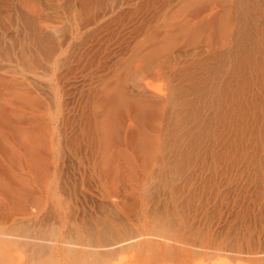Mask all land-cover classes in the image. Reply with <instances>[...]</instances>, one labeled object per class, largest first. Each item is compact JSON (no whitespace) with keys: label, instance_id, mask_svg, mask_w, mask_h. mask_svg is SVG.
<instances>
[{"label":"rangeland","instance_id":"obj_1","mask_svg":"<svg viewBox=\"0 0 264 264\" xmlns=\"http://www.w3.org/2000/svg\"><path fill=\"white\" fill-rule=\"evenodd\" d=\"M90 1L91 5L97 4L93 7L95 19L89 24L91 27L81 26L78 32L80 0H0V17L7 27L3 34L7 64L16 65L20 78L32 76L34 80L37 132L39 142L43 141L36 158L37 199L21 200L17 222L29 232L53 224L66 231L116 211V227L122 231L129 227L130 231L135 225L141 226L133 213L130 220L127 217L135 202L138 209L141 200L148 201L149 205L157 198L164 200L170 188L179 185L182 194L177 191V196L182 199L194 192L190 193V204L184 213L187 219L199 225L201 235L207 238L202 235L205 240L196 247L199 251L192 257L174 264H220L226 259L230 264H239L226 256L230 254L227 249L244 233L253 241L262 240L264 235V85L259 80L249 86L246 84V90L254 93L247 100L234 98L227 89L226 1ZM68 27L75 28L69 32ZM35 28L42 34L53 32L56 53L53 51L47 56L41 51L34 40ZM31 63H35L34 74L28 70ZM132 78L144 84L146 92L164 93L171 89L170 86L176 94L181 93L179 96L188 91L196 103L187 112L189 116L180 112L185 115L178 131L158 134L148 126L144 129L151 132L155 143L146 152L152 156L149 160L129 153L126 143L129 131L140 127L133 105L135 98L126 90L133 87ZM101 83L106 84L108 90L104 91ZM119 83L132 102L118 116L123 126L122 137L126 135L120 142L123 146L112 144L109 152L112 150L117 155L124 148L125 156L118 154L117 160L108 165L110 154L97 151L95 140L93 145L79 138L82 136L78 124L84 125L87 110L89 112L95 103L100 104L104 96L117 92L114 90L121 88ZM113 86L117 89L112 92ZM90 94L96 97L93 99ZM145 97L150 99L151 95L146 93ZM223 108L226 109L221 111ZM189 140L197 144L195 152L198 154L193 153L196 155L190 168L181 162L184 160L181 156L188 155L187 147H181L179 152L183 154L178 152L176 155L180 156L176 161L167 158L169 149L164 141L172 145L176 141L187 143ZM84 146L89 149L85 150ZM100 155H104L103 160H99ZM158 158H162L161 161ZM169 166L171 168L167 169ZM168 170L176 172L177 184L163 183L164 176L173 173ZM193 171L196 177H192L195 176ZM185 182L194 186L188 187ZM149 196L151 203L146 200ZM144 218L150 228L149 219ZM20 248L16 250L22 256L17 252V258L27 259L29 251ZM123 255L126 254H120L112 264H119V257ZM33 261L30 264H39Z\"/></svg>","mask_w":264,"mask_h":264},{"label":"bare ground","instance_id":"obj_2","mask_svg":"<svg viewBox=\"0 0 264 264\" xmlns=\"http://www.w3.org/2000/svg\"><path fill=\"white\" fill-rule=\"evenodd\" d=\"M80 1L82 2V8L80 9L81 13L77 12L80 14L79 17L81 20L80 24H78L79 27L78 25L76 26L74 23H71L76 26V31L78 32L82 30L80 28L81 26L82 28L86 26L88 27V25L94 21L96 15L93 7L97 5H91L90 0ZM185 1L198 3L200 0L198 2H195V0ZM225 1L227 4L226 18L228 25L226 51L229 61L227 89L231 91L230 93L233 95H230L234 96V98H246L247 100L253 97L254 93L253 91L246 90V84L249 86L248 84L253 83L255 80H259V82L264 85V0ZM101 13H103V11ZM99 16L97 17L99 18ZM69 21L71 20L69 19ZM68 26H70V24ZM99 27L101 28V26H98V28ZM6 28L3 19L0 17V264H30L33 260V262H36L35 260H37L39 264H112V261L120 254L126 255L119 257V264H174L180 260L192 257L193 253L199 251L196 247L201 246L205 239L202 237L203 234L201 235L202 231H199V225L197 226L195 222L187 219L188 216L184 213V210L186 207H189L190 204V193L192 195L194 192L187 191L190 193L186 194L187 196L183 199L177 196L179 185H173L176 181L175 179L178 178L176 172H173L174 170H170L173 173L164 176L163 183L166 185L172 184L174 186H172L173 189L170 188L169 196L166 199L161 200V198H157L156 201L151 203L149 196L146 200H149L151 205H149L148 201L144 202L141 200L138 204V209L135 208V205L137 204V202H135L136 204H133L134 208H130L132 212L129 211L127 213L125 211L128 214V220H130L131 213H133L141 224V226L135 225V228L130 231L128 230V225V228L124 231L116 227V211H111L110 213L105 214L102 218H100V216L98 220L95 218L96 221L94 220L93 223H85L80 227L75 226L68 228L66 231L62 228H58L55 224L45 228L40 227L33 232L25 231V227H20L17 222L19 218L17 212L21 200L28 198L34 200L37 194L35 175L37 170L36 158L39 156V147H41L40 143L43 141L39 142L38 136L40 135L38 133L39 131L37 132L38 119H36L34 80L32 76V79H25V77L20 78L18 76L19 69L15 67L16 65L12 66L11 64H7L8 55L6 54V47L4 46L3 39V34L5 33ZM74 28L70 27V29ZM94 29L96 28L94 27ZM73 32L75 33V31ZM52 33L45 32V34H42L38 32L36 28L33 32L36 44L42 49V52L45 51L44 53H46L47 56H50L53 51L56 53L55 50L58 49L55 47V41L53 42L54 38ZM56 33H58V31L55 32V35ZM90 33H92V31ZM75 34L79 35L77 32ZM155 61H157V59ZM34 64L31 63L28 66V70L32 74H34ZM131 82L133 87H130L131 89L127 87L130 90H126L127 92H130L133 98H135L133 105L135 113L140 119V127L129 131V138L128 141L126 140V143H128L130 148L129 153H133L134 156L137 155L142 157V159L143 157H147L146 159L149 160L152 156L147 155L146 152H149L155 143L151 139V132L144 129L148 126L147 128L152 129L153 132L158 134L163 131L164 134H166V131L168 134L169 130L178 131L180 129V120L181 118H184L185 115L180 112L187 114L190 107L192 108L196 103L191 99V93H188V91L184 92V96H179L181 93L176 94L173 87L170 86L171 89L168 92L151 93L146 92L147 90H145V88L143 89L144 84H139L137 78H132ZM175 82L176 81L172 83L174 86L177 84ZM190 82L191 81H189V83ZM122 84L124 85V81ZM122 84L119 86L121 87ZM132 84H130V86ZM146 84H148V82H146ZM146 84L144 87H146ZM101 85L105 87L104 91H106V84L104 85V83H101ZM189 87L190 86H188V88ZM122 88L124 89V87H121L120 89ZM132 88H135L136 91ZM102 89L103 88H101V90ZM111 89L113 92V89L117 88L113 86ZM120 89L114 90L117 92H113L111 95L110 92L109 97L104 96L105 99L103 98V100H100V104L95 103L92 108H89L91 110L89 112L87 110V113L84 114V125L78 124L81 126L80 130L82 136L79 138H82L86 141L85 143L88 144L95 143V140L97 143H95L97 151L101 154H106V152L110 154L107 162L108 165H112L113 162L117 160L118 154H121V157H123L125 153L124 148L120 151L121 153L118 150L117 152L119 153L117 155L113 154L112 150V152H109L113 145L114 147H117V145L123 141V138L125 139L126 135L122 137L121 134L122 122H119L118 116L120 112L128 108L127 106L132 102L129 100L131 99L129 96H125V89H122V92ZM191 89H194V86H192ZM101 90L99 92H103ZM149 90L150 89H148V91ZM146 93L151 95V97H149L150 99L145 97ZM93 95L92 98L94 99L96 94ZM225 105H223V107ZM83 109L84 108H82V110ZM218 109L219 107L216 108L217 111ZM225 109L223 108L221 111ZM105 114L106 118H103ZM187 116L189 115L187 114ZM234 116L236 117V114ZM82 126L84 127L82 128ZM67 132L72 133V131ZM78 132L79 131L77 130V134ZM77 138L78 136H76V139ZM42 140L44 139L42 138ZM192 141L189 140L187 143L182 141L181 143H177L176 141L172 145H170V142L164 141L166 149H169L167 158L176 161L177 157L183 154H180L179 152L181 147H183L182 149L187 147L186 150L188 155L181 156L184 157V160L181 162L185 163V165L188 164L190 168V165L193 163L195 155L197 154L195 152V150H197V148H195L197 144ZM83 143L84 142H82V144ZM88 144H86L87 147L90 146ZM86 146L83 148L88 150L89 148H86ZM74 149L76 148L74 147ZM186 150L184 152H186ZM92 151L94 152V150H91V152ZM122 151L124 153H122ZM178 152L180 155H176ZM99 157V160H103L104 155H100ZM158 159L161 161L162 158ZM176 165L180 168L179 163ZM171 167L169 166L167 169H170ZM175 167L173 169H175ZM257 167L259 169V166ZM182 168L179 170H182ZM183 171L185 170L183 169ZM184 174H182V177H186L183 176ZM192 177H196V174ZM184 179L185 178H183V180ZM187 179H185V181ZM177 182L175 183L177 184ZM185 183L184 185L188 187L189 185L194 186V184ZM181 190L182 188H180V194H182ZM258 192L260 191H257V193ZM261 193H259V195ZM191 197L193 198V196ZM158 204H160V207H157ZM144 217L149 219L147 220L150 224V228H147V223L145 222ZM203 236L204 238H207L205 235ZM261 238L263 240L264 235H262ZM262 240L253 241L250 236H246V233H244L242 237L236 239V243L232 244V246L227 249L230 254L226 256L233 261L239 262V264H264V240ZM20 247L22 250L29 251V256L28 258L26 257L27 259L24 257L17 258L19 251H17L16 248ZM19 255L22 256L21 253H19ZM220 264H230V262L226 259Z\"/></svg>","mask_w":264,"mask_h":264}]
</instances>
